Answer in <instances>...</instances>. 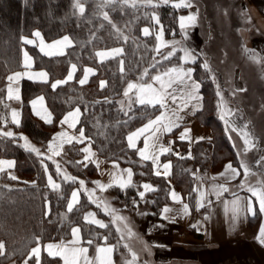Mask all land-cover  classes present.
<instances>
[{
    "label": "trees",
    "instance_id": "obj_1",
    "mask_svg": "<svg viewBox=\"0 0 264 264\" xmlns=\"http://www.w3.org/2000/svg\"><path fill=\"white\" fill-rule=\"evenodd\" d=\"M247 1L258 9L264 5V0ZM76 2L0 0V133L10 131L14 134L12 137L0 135V158L13 160V171L18 176L12 179L8 172H0V241L5 244V255L0 256V264H19L26 260L30 249L36 246L34 238L37 237L40 243L60 242L69 237L73 226H78L83 240L99 241L102 234L111 229L109 225L101 230L83 222L84 211L95 207L83 188L92 185L97 172L93 165L80 161L81 144L66 146L61 155L53 158L44 154L58 121L74 108L80 110L76 130H83L86 141L99 157L129 166L133 171V186L124 190L110 189L118 206L129 212L141 207L149 219L159 220V211L168 201L169 184L162 177L154 176L150 165L141 162L136 151L127 144L128 135L154 119L160 108L135 104L125 99L123 93L129 82L146 83L156 73L179 65L178 49L166 60L165 55L172 50H155L154 36L142 37L140 30L145 25H152L151 12L154 11L165 37L177 36L180 31L178 17L182 11L167 4L153 7L146 0H129L128 4H123L122 0H116L114 4H106L105 0H79L85 9L81 14L74 6ZM152 3L158 4L155 0ZM104 12L108 13L111 23L103 18ZM35 31L40 33L44 41L68 36L73 44L62 56L45 57L36 47L23 43V38L31 37ZM116 46L123 49L120 57L102 62L97 60V51ZM24 50L33 57L34 68L46 71L49 80L47 83L21 81L20 123L7 125L4 119L7 76L11 71L22 69ZM210 60L208 52L203 50L197 55L196 63L190 67L194 69V80L201 84L202 96V108L195 113L194 119L210 128L212 138L208 142L194 144L192 158H177L170 154L164 156L172 162L173 184L189 202L193 197L192 173H204L209 165L219 166L225 161L239 166L235 148L218 112L221 96L216 93L218 90L221 94L225 92L224 84L220 81V72L209 64ZM205 61L210 66L215 82L210 72L202 66ZM72 64L77 66L73 80L53 89L52 82L63 79ZM85 67H91L95 73L85 85H80L78 81ZM146 70L147 75H144ZM142 76L143 79H140ZM101 81L105 82L103 87ZM37 95H43L53 115L51 125L42 123L31 114L29 102ZM245 118L247 132L256 140L253 151L256 156L252 159L255 155L252 153L251 167L264 173V169L256 165L257 162L264 164V159H261L263 139L252 133L251 126L254 123L248 117ZM20 135L27 137L42 155L25 150ZM175 143L187 150L186 142ZM57 164L61 169L60 175L56 173ZM64 173L76 177V181H65ZM49 175L61 185L59 190L49 186ZM81 180L84 181L83 187L80 185ZM143 181L153 183L156 188L141 198L139 185ZM73 191H78L79 203L69 213L67 203ZM28 263L35 264V259ZM40 264H60V261L43 256Z\"/></svg>",
    "mask_w": 264,
    "mask_h": 264
},
{
    "label": "crops",
    "instance_id": "obj_2",
    "mask_svg": "<svg viewBox=\"0 0 264 264\" xmlns=\"http://www.w3.org/2000/svg\"><path fill=\"white\" fill-rule=\"evenodd\" d=\"M155 1L158 4H162L160 3V0ZM227 1L228 0H218L219 3ZM179 2L180 0H170V2L167 4L174 9L182 11L178 17V25L180 31L177 36L173 35L169 38L165 37L161 24L157 23L156 20L152 18L153 14L158 17L157 13L154 11L151 12L152 25H145L144 27H142L140 30V35L142 37H150L153 35L155 41V50H157V48H159L160 51H170L173 48H175L176 50L178 49L179 65L177 66L188 68L190 67L191 63L185 64L182 62L181 58L183 57L184 53L180 49L188 48L190 50H194L196 55H199L203 50H205L206 45L216 44L215 31L212 35L211 29L215 30L217 28V23L212 22L214 21V19L212 18L211 14H215L218 12H220L221 14H226L228 12V8L223 6L222 4H215L213 5V7H211L208 5L207 0H192V4L194 5V7L192 8H176L173 6L174 4ZM229 2V12L231 14L233 13V18L231 17L230 23L228 25V28H230L229 38H234L233 41L230 40V42L228 43V45H230L231 54L229 60L232 66L230 70L231 86L228 90V88H226L224 84L225 92H223V94L226 95L223 96L222 94V97H224L225 100H223L222 106L218 107V112L220 117L222 114L226 113L229 110H231L232 113H235V115H226L225 119H223L224 121L222 119L221 120L226 125V128L229 127V124L234 122V126L242 129L243 133V131H245L244 126L247 123V118H245V116L243 117L242 109H262V119L264 122V5L262 9H258L255 5L249 3L247 0H229ZM191 12H198V19L196 22V26L188 30V38L185 39L184 32L180 28L179 18L181 16L189 15V13ZM208 15L210 17H208ZM232 19L234 20L233 22ZM144 28L149 29L150 34L148 36H145L143 34ZM36 32L37 31L33 32L31 37L23 38V41L25 39H30L33 41L32 44H26L23 42L25 46L36 47L39 53H41L45 57L50 58L62 56L44 55L40 51V42L43 39L41 35L39 37L35 36L34 33ZM157 35H161V40L158 41L156 39ZM63 37L48 42L43 40V42L45 45H48L52 44L54 41L62 39ZM234 45L235 47H231ZM69 48L70 47H66L64 49V54ZM114 48L122 49L120 46H116L99 51H110ZM246 49L250 51H246ZM24 52L27 51L24 50L23 54ZM122 53L123 49L121 54L115 56L114 58L120 57ZM28 55L32 57L29 53ZM208 55L211 60L214 59L212 58V56H210V52H208ZM253 55L256 56L255 60L251 58ZM96 57L99 62H102L100 57H98L97 55ZM216 58L219 59V61H221V59L225 60L223 54H221V56L218 54ZM108 59L113 58H105L103 59V61ZM23 60L24 55H22V69L11 71L8 76L12 75L15 72L25 71L23 67ZM239 61L246 62V64L247 62H250L251 67L253 68L252 75L254 76V78L260 79L261 86L260 89L256 91L257 95L260 94V96H257V103H255L254 105L250 103V100L248 99L247 94L249 91L246 89V87L242 84V86L238 85V82H241L242 79V74L239 69ZM86 68L91 67H85L84 69ZM84 69L80 79L83 78ZM167 69L162 72L156 73L155 75L163 74ZM30 71H44L43 69L34 68L33 57L32 68L30 69ZM69 71H71V67L69 68ZM94 73L95 71L93 70V73L89 74L87 82L94 75ZM67 75L61 80L67 79ZM74 75L75 73L73 74V78ZM164 79L167 80V77H164ZM22 80H27L34 83H43L35 79L29 80L27 79V77L19 79L18 83H10L7 79L8 83L4 93V101L7 105L4 119L6 122L5 124L7 125H17L12 123L11 113L13 109H16L19 112V121L21 118L20 100L17 101L15 99H8L7 89L9 86H11L14 89L15 95V89L18 88V94L21 98L20 83ZM72 80L68 82H71ZM147 83H152V80L150 79L149 81H147ZM154 86L159 87L158 84H154ZM240 89H244V91H240ZM198 96L200 97V99L198 101H190L187 107H184L182 101L179 98L177 99L176 104H172L169 101L168 105L165 108H161L159 105H157V107L160 108V112L156 117L164 114L166 117L175 119V117L172 116L173 110L182 109L178 111V115L182 117V119L178 121L179 127H174L171 132L164 131L162 128L161 131L156 132L155 135L156 137H158V140L152 138L149 139L150 147L148 154L153 157H158V159L155 160V163H153V159H142L137 151V149L143 148L145 137H151L152 132H155V127L153 128L152 132L145 133L136 140L135 148L129 147L127 137L128 147L136 151L138 159L141 162H147L150 165L152 174L156 177H162L169 184L168 201L161 207L159 211V220L149 219L147 215L144 214L146 212L141 207H138L132 212H129L124 208L118 206L115 201L114 194L110 192L111 188L118 187H109L106 190H101L99 186L94 183L96 181H99L100 184L108 185L109 183L113 182V174H115L116 176H122L124 179H127V173L124 170L131 168L129 166L119 164L115 161L103 160L93 150L91 145L86 141L85 137L79 136V131L76 130V127L79 122L80 114L76 121L75 128H70L67 123H61L70 112H74L77 108L68 111L58 121L56 129L47 143L44 154L48 157H56V155H53V153L48 150V144L50 142L53 143L55 149L58 145L61 144L62 141H66V138L58 137V133L67 132L69 136L78 138V140L74 139L72 143L64 142L61 153L66 146H69L73 143L81 144L80 161L83 164H91L96 168L97 178L93 181L90 187L83 188V191H85L86 195L95 205V207L89 208L84 211L83 222L87 225L103 230L104 228H101L94 223H90L89 221H85V215L88 213H93L94 217H89V220L98 219L104 224L111 227V229L102 234L99 241L93 240L92 245H88L87 243H85L89 239L83 240L82 232L80 229L81 242L77 246L88 248V252L86 254L88 264H99V261L94 259L97 255V246L113 248V251L108 254L110 264H264V245L260 243L259 239L261 227L264 226V214L258 211V204L255 203L256 198H253L254 205L256 206V214L253 216L252 214L246 212V201L247 198L251 196V193H249L247 189L248 187L264 189V173L262 171L254 169L249 163H243V161L241 160L247 155H252L253 151H255L254 146L245 153L244 149L246 146L244 145V136L241 133V130L232 131L231 127H229L232 131V135L234 136L233 137L229 135L231 138L230 140L235 148V154L239 159L238 167L236 165H233L229 161H225L219 166L209 165L208 169L205 170L204 173L198 171L192 173L193 197L190 202L185 198V195L181 192V190L177 188L172 182V162L170 161V159L164 158V156L170 154L173 157L177 158H192L193 145L201 141L208 142L212 138V132L210 128L197 123L194 119L195 113L202 108V96L200 94V90L198 92ZM39 97H43V95H37L33 97L29 102L31 114L34 118L41 121L42 123L51 125L53 123V115L48 109L44 97L42 103L38 101ZM125 99L131 100V102L133 101L135 104L140 105L139 103L135 102V90L130 92L129 96H125ZM33 100L38 101L35 109L33 108V105L31 103ZM219 104H221V97L219 99L218 105ZM37 112H40L41 115H37ZM41 116H48L51 122H46L45 119L41 118ZM71 120L72 118L70 117L69 121L71 122ZM225 121H228L229 124H226ZM167 122V119L163 121V123ZM147 123H145L144 125H146ZM144 125H142L138 129L144 127ZM138 129H136L132 133L136 132ZM181 134H184L185 136L183 140L180 139ZM21 137L25 136L20 135V142L22 144V147L26 150V148L24 147L25 140ZM54 137H56L55 140L53 139ZM248 138L253 141L252 143L254 145H256V140L253 137L249 136ZM176 141L186 142L187 150L179 148V146L175 143ZM28 143L34 146V144H32L30 141H28ZM153 144H155L156 146L153 147ZM161 146L168 147L171 149V151L161 152ZM84 148L90 149V153H94V155H90L89 153H85L84 151H82V149ZM86 155L89 156L88 160H85ZM261 158H264V152L261 154ZM0 161L13 162V166L11 168H9L7 164L0 165V168H3V171L8 172L12 177L14 176L18 178L16 173L13 171V160L0 158ZM229 163H231L232 167L237 168L240 171V175L235 179L231 178V170L226 171V166ZM241 163L246 165L249 170V174L247 176H245L243 169H241L240 167ZM165 164L169 165L167 175L164 174ZM156 172H160V175H156ZM258 175L261 176L258 178ZM255 177H257L256 180H254ZM133 181L134 176L132 175L131 182L133 183ZM241 183L244 184V188L239 187ZM144 184H150L154 189L156 188V186L151 182H141L139 185V192L144 191L145 195L152 191H145V189L142 187V185ZM220 186L226 188L227 191H224ZM173 191L177 194L179 200H173V197L171 195ZM217 192H219V195H217ZM201 193L204 194L203 197H201ZM237 199H239V207L241 211L239 213L238 219L233 220L232 202ZM201 203H203V207L199 206ZM105 204H107L110 209H114L115 212L111 214L106 213L104 210ZM184 204H187L189 206L187 212H184L183 210ZM96 207L99 210H97ZM165 207H168L170 211L164 213L163 209ZM116 215L125 217L126 220L114 221V216ZM125 224L128 225L127 228L125 227ZM117 228H119L120 231H117ZM129 228L133 233V235L131 236H129L128 234ZM71 230L69 237L62 241L68 242L73 239V237L71 236ZM105 237H107V240L104 239ZM60 242L52 243L59 244ZM47 244L48 243H40L41 258L43 256H48L47 251L44 249V246ZM133 253L136 257L135 260H133ZM55 258L60 261V264H63V261L59 257ZM24 261L19 264H24ZM6 264L16 263L10 262ZM80 264H86L83 257L80 258Z\"/></svg>",
    "mask_w": 264,
    "mask_h": 264
},
{
    "label": "snow or ice",
    "instance_id": "obj_3",
    "mask_svg": "<svg viewBox=\"0 0 264 264\" xmlns=\"http://www.w3.org/2000/svg\"><path fill=\"white\" fill-rule=\"evenodd\" d=\"M27 2V0H26ZM129 0H122L123 4H128ZM170 2V0H160V3L162 4H168ZM106 4H114L116 3V0H105ZM147 4L152 5L153 7H159V4H153L152 0H146ZM76 8L79 9V12L81 14L84 13L85 9L82 6V4L79 2V0H77L76 4L74 5ZM133 7H135V3H133L132 5ZM176 8H192L194 7V5L192 4V0H180L179 3H176L173 5ZM103 18L105 20H108L109 23H111V21L109 20V15L107 12L103 13ZM153 19L156 20L157 23H159V19L158 17L155 16V14H153L152 16ZM180 28L181 30L184 32V36L185 39L188 38V30L191 28H194L196 26V22L198 19V12H191L189 13V15L187 16H181L180 18ZM113 28H116L115 24H112ZM119 31V30H118ZM162 31V29H161ZM143 34L145 36H148L150 34L149 29L148 28H144L143 29ZM35 36L39 37L40 33L36 32L34 33ZM156 39L159 41L161 40V35H157ZM26 44H32L33 41L30 39H25L23 41ZM73 41L68 37V36H64L62 39L54 41L52 44H48L45 45L43 40H41L40 42V51L46 55V56H54V55H64V49L66 47H71L72 46ZM167 46V45H165ZM181 51H183L184 55L181 58L182 62L185 64L191 63V64H195L197 61V55L195 54L194 50H190L188 48H181ZM157 51H159V48H157ZM246 51H250L247 50ZM122 52V49L120 48H114L111 49L110 51H99L96 53V55L98 57L101 58V60L103 61V59L105 58H114L115 56L120 55ZM176 52V49L173 48L172 51H170L167 55H165L164 59H170ZM24 60H23V67L25 69V71L23 72H15L12 75H9L7 77L8 81L11 82H17L19 81V79L23 78V77H27V79L29 80H38L40 82L43 83H47L48 82V73L44 72V71H40V72H32L30 71V69L32 68V57H30L28 55L27 52H24ZM252 59H256V56L253 55L251 57ZM123 62L121 61V64ZM203 68L210 72V66L209 64L205 61L203 63ZM153 67H155V65H153ZM77 70V66L75 64L71 65V71H69L68 75H67V79L65 80H57L54 83L51 84V87L53 89L57 88L59 85L62 84H66L68 81L73 79V74L76 72ZM121 71H123V68L121 67ZM194 69L192 67H188V68H184L182 66H176V67H171L168 68L163 74H158L155 76L151 77L152 83H135V82H129L127 84V88L124 91V96H129V93L132 92L133 90H135V95H136V99L135 102L139 103L140 105H150L152 107H156L157 105H159L161 108H165L169 101L172 104H176L177 99L179 98L184 107H187L188 103L192 100H199L200 97L198 96V92L200 90L201 84L199 82H197L196 80L193 79L192 73H193ZM93 73V69L91 68H86L84 69V75L83 78L79 80V83L81 85L85 84L88 80L89 74ZM144 75H147V70L145 71ZM164 77H167V80L164 79ZM143 79V76L140 78ZM213 82H215V77H213ZM105 84V82L101 81V87H103ZM154 84H158L159 87H155ZM240 91H244V89H240ZM15 95H14V89L9 86L7 89V94H8V99H15L17 101L20 100V96H19V90L18 88L15 89ZM179 94V95H178ZM217 96H221V104L218 105V107H221L223 104V97L221 92L218 90L217 91ZM39 102H43V97H39L38 98ZM37 100H33L31 103L33 105V108L35 109V106L38 102ZM182 110V109H178V110H173L172 112V116L175 117V119L166 117L164 114H161L160 116L156 117L153 120H149L148 123L146 125H144V127L138 129L136 132L132 133L131 135L128 136V144L130 148H135L136 147V140L144 135L145 133L148 132H152L153 128L155 127V132H152L151 137H145L144 140V146L142 149H137L139 155L141 156L142 159L144 160H148V159H153V163H155V160L158 159V157H153L151 155H149V139H155L158 140V137H156L155 133L161 131V128L164 131L167 132H171L172 129L174 127H179V123L178 121L182 119V117H180L178 115V111ZM37 115H41L40 112L36 113ZM80 114V110L77 108L74 112H70L61 123H67L69 125L70 128H75V124L76 121L79 117ZM12 123L19 125L20 121L18 119L19 117V112L16 109L12 110ZM226 115H235V113H232L231 110H229L228 112L224 113L221 115V119H225ZM72 118L71 122L69 121V118ZM42 119H45L46 122L50 123L51 120L48 116H41ZM167 119L168 122L167 123H163V121ZM226 124H229L228 121H225ZM229 127H231L232 131H240L239 129H237L234 126V122L229 124ZM244 128H247V125L244 126ZM188 131V130H186ZM244 136V145L246 146L244 151L245 153L247 151H249L252 147H254L255 145L252 143V141L248 138L250 136L249 133L247 132H243L242 133ZM0 135L3 136H7V137H12L14 134L12 132H2L0 133ZM58 137H64L66 138V141H62L60 145H58L55 149L53 146V143H49L48 144V150L51 151L53 153V155L59 156L61 154V149L63 146L64 142L67 143H72V141L74 139H77V137L74 136H69L67 132H61L57 134ZM79 136L83 137L84 136V132L82 129L79 130ZM22 139L25 140V145L24 147L26 148V150L30 151V152H35L38 156L42 155V153L40 152L39 149L35 148L34 146L30 145L27 141V137H21ZM185 138L184 134H181L180 139L183 140ZM54 140L56 139V137L53 138ZM202 139V138H201ZM79 142V141H78ZM153 147H155L156 145L153 144ZM82 151H84L85 153H89L90 155H94V153H90V149L88 148H84L82 149ZM160 151L161 152H169L171 151L170 148L168 147H160ZM239 155V153H238ZM51 158V157H49ZM89 156H85V160H88ZM264 159V158H262ZM79 163V162H77ZM259 163V162H258ZM3 164H7L9 168H11L13 166V162L11 161H0V165ZM98 166V164H97ZM241 169H243L245 176H247L249 174V170L247 168L246 165H244L243 163H241ZM168 168L169 165L165 164L164 165V169H165V175L168 174ZM227 170H231L232 173V179H235L236 177H238L240 175V171L237 168L232 167L231 163H229L226 166V171ZM0 171H3V168H0ZM45 171H47V167H45ZM127 173V179H124L122 176H116L115 174H113V182L109 183L108 185H104V184H100L99 181H96L94 183H96L99 188L101 190H106L109 187H118L121 190H124L132 185L131 182V177L133 175L132 170L131 169H126L124 170ZM56 173L57 175L61 174V169L59 164H57L56 166ZM156 175H160V172H156ZM12 179H16V177H11ZM63 178L65 181H70V182H75L76 181V177H73L71 175H68L66 173L63 174ZM48 184L49 186L53 189V190H59L61 185L56 183L53 180V177L51 175L48 176ZM80 185L81 187L84 186V181H80ZM142 187L145 189V191H155V189L152 187V185L150 184H144L142 185ZM221 188H223V186H220ZM239 187L244 188V184L241 183L239 185ZM224 191H227L226 188H223ZM247 191L249 193H251V196L247 198L246 201V212L252 214L253 216L256 214V206L254 205V201L253 198L255 199V203L258 204V211L262 214H264V189H257L255 187H248ZM145 195L144 191L139 192V196L141 198H143ZM173 200H179V197H177V194L173 191L171 193ZM203 193H201V197H203ZM217 195H219V192H217ZM90 198H91V193H90ZM95 202V201H93ZM79 203V193L77 191H73L71 193V198L67 203V212L71 213L74 209V206L76 204ZM233 203V208H232V219L236 220L239 217V213L241 211L240 207H239V199L235 200L232 202ZM200 207H203V203H201L199 205ZM99 207V205H98ZM188 205L184 204L183 205V210L184 212L188 211ZM104 210L106 213H114L115 210L114 209H110L109 206L107 204H105L104 206ZM164 213H167L170 211V209L168 207H165L163 209ZM146 214V213H144ZM89 217H94L93 213H88L85 215L84 219L85 221H89L90 223H94L96 225H98L101 228H105L107 227L106 224H104L102 221L98 220V219H92L89 220ZM125 221L126 218L125 217H121L119 215L114 216V221ZM125 227L127 228L128 225L125 224ZM117 231H120L119 228H117ZM128 234L129 236L133 235L131 229H128ZM71 236L73 237L72 240L68 241V242H64L61 241L59 244H53V243H48L47 245L44 246V249L47 251V255L49 257H59L62 261L63 264H80V258L83 257L86 264H88V260H87V252H88V248L87 247H79L77 245L80 244L81 242V238H80V228L79 227H73L71 230ZM35 242H36V247H33L30 249L29 253H28V258L24 261V264H28L29 260H32L33 258L35 259V264H40V260H41V245H40V241L39 238H34ZM105 240H107V237L104 238ZM260 243L262 245H264V226L261 227L260 230ZM85 243H87L88 245H92L93 244V240L89 239L87 240ZM127 247V245H126ZM113 251L112 247H101V246H97L96 247V257L94 258L95 260L99 261V264H110V259H109V255L111 252ZM5 255V244L4 242L0 241V256ZM135 254L133 253V260H135Z\"/></svg>",
    "mask_w": 264,
    "mask_h": 264
},
{
    "label": "rangeland",
    "instance_id": "obj_4",
    "mask_svg": "<svg viewBox=\"0 0 264 264\" xmlns=\"http://www.w3.org/2000/svg\"><path fill=\"white\" fill-rule=\"evenodd\" d=\"M207 3L209 6L213 7V5L215 4H222L223 6L227 7L228 9V12L226 14H221L220 12L218 13H215V14H211L212 18L214 19V21H212L213 23L216 22L217 23V30H213L211 29L212 31V35H213V32L215 31V38H216V44H212V45H206L205 46V50L210 52V56H212V58L216 59V60H210L209 64H212V68H214L217 72L219 71L220 72V81L223 84H225V87L228 88L229 90V87L231 86V83H230V70H231V62L229 60L231 54H230V45H228V43L231 41L234 40V38H229V31H230V28H228V25L230 23V20H231V17L233 18V13L231 14L229 12V0L227 2H218V0H207ZM208 17H210L208 15ZM216 18V19H215ZM216 20V21H215ZM234 20L232 19V22ZM238 21V20H237ZM237 23V22H236ZM226 24V25H225ZM224 26H227V27H224ZM210 31V30H208ZM231 47H235L234 46H231ZM220 55L223 54L224 57H225V60H222L219 61V59L216 58L217 55ZM250 62H243V61H239V69L241 71V82L239 81L238 82V85L239 86H242L244 85L246 87V89L249 91L248 92V99L250 100V103H252L253 105L255 103H257V96L260 94L257 95V90L260 89V79L259 78H254V76L252 75L253 73V68L251 67V64ZM210 75L213 76V73L210 72ZM214 77V76H213ZM242 84V85H241ZM225 94H223L224 96ZM260 98V97H259ZM262 99V98H261ZM223 100H225V98L223 97ZM261 101V100H259ZM258 101V102H259ZM263 110L261 109H257V110H253V109H242V113H243V117L246 116L248 117L249 120H251L254 125L251 126L252 127V133L255 134V135H258L261 137V139H263V144H264V122H263V119H262V112ZM228 112V111H227ZM229 120V119H228ZM224 121V120H223ZM237 128V127H236ZM239 130H241V133H242V129L240 128H237ZM227 132L229 133L230 136H233L232 135V131L231 129L228 127L227 128ZM246 132H247V129L245 128L244 129ZM243 131V132H245ZM248 133V132H247ZM234 137V136H233ZM253 142V141H252ZM236 144V142H235ZM254 153V152H253ZM255 155H253L252 159L255 158L256 156V153H254ZM262 159V158H261ZM244 162L246 163H249L251 162V155H247L245 156V158L241 159ZM257 166H259L260 168L264 169V164H261V162H257L256 163ZM260 173V172H259ZM261 175H258L257 177L259 178ZM257 177H255L254 180L257 179ZM263 178V177H262Z\"/></svg>",
    "mask_w": 264,
    "mask_h": 264
}]
</instances>
